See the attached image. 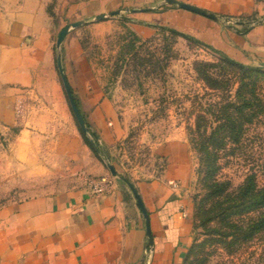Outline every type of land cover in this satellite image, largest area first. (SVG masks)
<instances>
[{"label": "rangeland", "instance_id": "rangeland-1", "mask_svg": "<svg viewBox=\"0 0 264 264\" xmlns=\"http://www.w3.org/2000/svg\"><path fill=\"white\" fill-rule=\"evenodd\" d=\"M27 1L55 18L74 22L67 16L72 0ZM255 4L251 15L221 18L246 30L264 16V0ZM128 8L109 12L104 19L82 17L84 23L70 30L80 43L81 55L92 65L103 96L113 103L116 118L109 120L113 125L91 118L77 86L78 68L72 66L73 93L88 130L81 128L59 70V57L64 67V41L58 46V35L53 75H39L28 88L0 83V207L68 189L99 193L114 183L132 191L125 179L136 186L140 180L164 175L171 159L159 148L181 142L187 146L189 173L179 185L192 204L194 223L192 247L182 264H264V228L250 235L247 226L249 216L258 211L226 216L227 196L213 195L202 169L206 163L201 158V134L218 125L214 111L237 98L242 87L240 65L226 62L224 55H215L172 29L162 28L140 40ZM244 64L255 69L251 73L258 77L256 92L264 101V65ZM208 146L219 149L216 178L230 190L251 172L264 183V111L246 123L238 140L226 137ZM236 225L244 231L238 234Z\"/></svg>", "mask_w": 264, "mask_h": 264}, {"label": "crops", "instance_id": "crops-1", "mask_svg": "<svg viewBox=\"0 0 264 264\" xmlns=\"http://www.w3.org/2000/svg\"><path fill=\"white\" fill-rule=\"evenodd\" d=\"M3 1L0 83L28 88L39 75H53L54 38L70 23L27 0ZM183 1L218 17L167 0H72L67 16L76 22L129 7L140 40L168 28L207 46L215 55L264 63V16L246 30L221 18L251 15L255 0ZM70 30L62 44L69 83L76 94L71 79L75 66L84 107L90 109L91 118L107 120L106 126H111L109 120L116 118L113 103L103 96L92 65L81 55L80 43ZM186 147L176 141L161 146L159 152L171 159L165 174L135 183L150 215L153 242L137 197L124 184L114 183L99 193L68 189L0 207V264H182L194 229L192 204L179 185L189 173Z\"/></svg>", "mask_w": 264, "mask_h": 264}, {"label": "trees", "instance_id": "trees-1", "mask_svg": "<svg viewBox=\"0 0 264 264\" xmlns=\"http://www.w3.org/2000/svg\"><path fill=\"white\" fill-rule=\"evenodd\" d=\"M224 60L240 65L238 67L242 71V87L238 89L237 98L235 100L220 105V107L214 111L216 119L218 120V125L209 134H201L204 140L200 149L202 153L201 158L202 161L206 163L202 166V169L204 168L205 179L209 180L213 195L218 197H220V195L227 196L226 198L230 203L228 205L230 210L226 212V216H239L247 211H258L255 216H249L248 219L249 222L247 226L250 235H252L256 231L264 228V183L260 184L258 175L255 172H251L247 175L243 183L235 189L230 190L225 181L216 178L217 163L219 161L217 152L219 149L212 150L210 146H208V143L220 139L224 140L226 137L238 140L245 129L246 123L252 122L258 113L264 111V101L260 99L256 92L255 84L258 77H254L253 73H251L255 69L245 66L243 62L236 61L228 56H224ZM260 67L262 66H259L258 70L261 69ZM247 79H250V82L247 81ZM258 105L260 106L259 110L255 108ZM198 126L201 127L200 122ZM235 228L238 234L244 231L242 225H236ZM193 248H190V253Z\"/></svg>", "mask_w": 264, "mask_h": 264}, {"label": "water", "instance_id": "water-1", "mask_svg": "<svg viewBox=\"0 0 264 264\" xmlns=\"http://www.w3.org/2000/svg\"><path fill=\"white\" fill-rule=\"evenodd\" d=\"M168 2L170 3H176L178 4L180 7H183V8H186V9H190V10H193V11H196V12H199V13H202V14H205V15H208L210 17H213V18H217L218 16L213 13V12H209L208 10L202 8V7H199L197 5H194V4H191V3H188V2H185L183 0H167ZM120 12V9L118 10H115L113 12H111L112 14L114 13H119ZM105 17H107V14H100L98 15L96 18L97 19H104ZM84 23V20H80V21H76L72 24H67L65 27H63L61 29V31L59 32L58 34V37H57V45L60 46L62 44V42L64 41L66 35L68 34V31L69 29L72 27V26H79L80 24ZM58 65H59V70H60V74H61V77H62V80H63V84H64V87L66 89V92H67V95H68V98H69V101H70V104L72 106V109H73V112L77 118V120L79 121V124L81 126V128L83 129V131H87V124H86V120L84 119L81 111H80V108L78 106V103H77V100L75 98V95L73 93V90H72V87L69 83V80L67 78V75L65 73V70H64V67H63V64H62V60L61 58L59 57V62H58ZM264 65V63H263ZM110 168H111V171L114 173V174H118L116 168L113 166V165H109ZM126 182L129 184V186L131 187L132 191L134 192L135 196L137 197V200H138V204L146 218V229H147V233H148V236L150 238V241L153 242V233H152V228H151V220H150V215H149V212L145 206V203L137 189V187L128 179H125Z\"/></svg>", "mask_w": 264, "mask_h": 264}, {"label": "built area", "instance_id": "built-area-1", "mask_svg": "<svg viewBox=\"0 0 264 264\" xmlns=\"http://www.w3.org/2000/svg\"><path fill=\"white\" fill-rule=\"evenodd\" d=\"M99 190L101 191V190H103V188H102V187H100V188H99Z\"/></svg>", "mask_w": 264, "mask_h": 264}]
</instances>
